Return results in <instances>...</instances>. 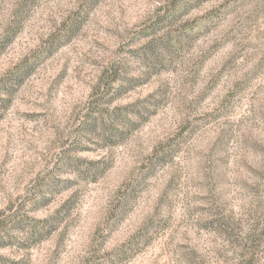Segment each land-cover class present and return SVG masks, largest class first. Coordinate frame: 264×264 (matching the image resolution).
<instances>
[{
    "label": "rangeland",
    "instance_id": "obj_1",
    "mask_svg": "<svg viewBox=\"0 0 264 264\" xmlns=\"http://www.w3.org/2000/svg\"><path fill=\"white\" fill-rule=\"evenodd\" d=\"M174 1L0 0V264H264V0Z\"/></svg>",
    "mask_w": 264,
    "mask_h": 264
},
{
    "label": "trees",
    "instance_id": "obj_2",
    "mask_svg": "<svg viewBox=\"0 0 264 264\" xmlns=\"http://www.w3.org/2000/svg\"><path fill=\"white\" fill-rule=\"evenodd\" d=\"M190 1L191 0H175L174 1V3H173V7H172V9L171 10H169L166 14H164V15H162V18H161V20H160V24L162 23V22H165V21H169V20H171L172 18H175V17H177L176 15L177 14H180V12H187V11H189L191 8H192V6L189 4L190 3ZM193 1H197V0H193ZM28 1H26V2H24V3H27ZM25 9V7L23 8V10ZM24 12V11H23ZM150 50V51H149ZM148 51V52H147ZM153 50L151 49V47H150V45H148V47L144 50V52L146 53V57H145V59L147 58V59H149V63L151 64H154V61L156 60L155 58H156V56L154 55V53L152 52ZM118 76H113L109 81H108V84H106L105 85V88L106 89H109L110 91L112 90V84L116 81V80H118V78H117ZM132 81V79L130 78L129 80H127V83H129V82H131ZM131 83H129V85H130ZM129 85H125V84H121L120 86H119V88L117 89V90H115V92H116V94H118V93H121L122 91H125V90H127L128 89V87H129ZM108 90V91H109ZM131 110H133L134 112H138V110L135 108V107H131L130 108ZM129 108H125L124 109V111H129L130 110ZM113 115L114 116H116V117H118V116H120L121 115V113H120V110L118 111H115L114 113H113ZM138 115H139V113H138ZM140 116V115H139ZM101 125V127L102 128H104L103 130H104V132H103V134H102V138H103V140L105 141V140H107L108 139V131L106 130V128H107V126L106 125H104V124H100ZM100 127V126H99ZM96 128H97V126H96V124H94V126H92L91 128H90V130L91 131H94L95 132V130H96ZM109 132L111 133V130H110V128H109ZM120 135H122V133H119ZM126 134V133H125ZM63 163H67V161H63ZM15 222L16 223H18L17 225H20V223L21 222H23V220L21 219V217H18V218H16L15 219ZM51 226V221H49V220H45V222H43V224L42 225H39L38 227H36V228H33L32 229V231H33V235H32V237L33 236H39V235H41V234H45L44 232H45V230L48 228V227H50ZM0 227H1V225H0ZM8 227V226H7ZM12 227V224L10 225V227L9 228H11ZM16 227V226H15ZM42 227H44L45 229H42ZM4 229H6V228H4Z\"/></svg>",
    "mask_w": 264,
    "mask_h": 264
}]
</instances>
